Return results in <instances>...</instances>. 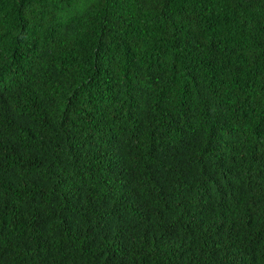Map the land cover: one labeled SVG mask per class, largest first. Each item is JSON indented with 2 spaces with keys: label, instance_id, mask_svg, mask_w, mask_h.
<instances>
[{
  "label": "trees",
  "instance_id": "16d2710c",
  "mask_svg": "<svg viewBox=\"0 0 264 264\" xmlns=\"http://www.w3.org/2000/svg\"><path fill=\"white\" fill-rule=\"evenodd\" d=\"M0 264H264V0H0Z\"/></svg>",
  "mask_w": 264,
  "mask_h": 264
}]
</instances>
